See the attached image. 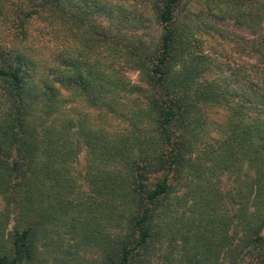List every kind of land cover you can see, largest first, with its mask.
Listing matches in <instances>:
<instances>
[{
    "label": "trees",
    "instance_id": "1",
    "mask_svg": "<svg viewBox=\"0 0 264 264\" xmlns=\"http://www.w3.org/2000/svg\"><path fill=\"white\" fill-rule=\"evenodd\" d=\"M6 14L22 45L0 42V264H264V0H0ZM37 19L75 38L47 64L26 48ZM70 97L95 118L65 116Z\"/></svg>",
    "mask_w": 264,
    "mask_h": 264
},
{
    "label": "rangeland",
    "instance_id": "2",
    "mask_svg": "<svg viewBox=\"0 0 264 264\" xmlns=\"http://www.w3.org/2000/svg\"><path fill=\"white\" fill-rule=\"evenodd\" d=\"M17 23L18 19L16 14H6L4 17L0 18V42L15 46H17V43L22 45L21 36H19L18 30L16 28ZM29 35L30 36L27 39L28 46L26 48L34 55L35 58H38L37 60L40 59L43 64H47L53 60L57 48H63L65 45L63 40L64 38H68L69 42L72 43L73 40L75 41V38L71 37V35H68V37L64 35L62 37L60 32L55 35V31H53L52 26L47 21H42V19H37L29 26ZM212 43L213 42L211 41L207 42L208 45L206 46V51H208L212 56L216 55L220 59L223 58L226 61H230L232 64H237L232 58H238L240 55L235 53V46L233 43H215V46H213ZM227 53L233 54V57H230L231 59H229L226 57ZM127 75L133 81L136 79L135 73L127 72ZM64 112L65 116H70L74 119H78L80 116L87 114L90 121H92L96 115L93 109L86 107L85 103L79 100L77 97H70ZM111 122H117L119 124L117 119L109 121V123ZM108 125L111 128V124ZM86 156L87 151L83 149L73 163L74 176L78 182L84 184V186L85 183L83 177L85 166L87 164ZM221 188L225 193L231 188V182L227 179L226 175L221 176ZM94 260H97L96 254H88L86 259L81 261L79 264H93Z\"/></svg>",
    "mask_w": 264,
    "mask_h": 264
}]
</instances>
